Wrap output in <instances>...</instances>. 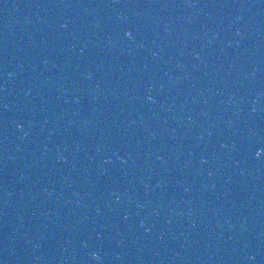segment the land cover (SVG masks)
Wrapping results in <instances>:
<instances>
[{
    "label": "water",
    "instance_id": "water-1",
    "mask_svg": "<svg viewBox=\"0 0 264 264\" xmlns=\"http://www.w3.org/2000/svg\"><path fill=\"white\" fill-rule=\"evenodd\" d=\"M139 264H264V0H0Z\"/></svg>",
    "mask_w": 264,
    "mask_h": 264
}]
</instances>
